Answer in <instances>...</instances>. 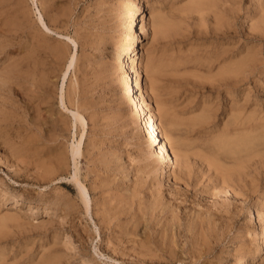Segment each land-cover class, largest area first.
Returning <instances> with one entry per match:
<instances>
[{
    "label": "rangeland",
    "instance_id": "obj_1",
    "mask_svg": "<svg viewBox=\"0 0 264 264\" xmlns=\"http://www.w3.org/2000/svg\"><path fill=\"white\" fill-rule=\"evenodd\" d=\"M189 1L142 0L144 10L136 12V27L130 30L131 13L137 0H0V82L4 80L10 89L3 93L7 96H1L9 101L6 110L13 118L0 123L4 128L0 126V264H237L264 243V237L260 236L264 216L257 217V210L264 206V198L262 205L254 204L264 191V151H260L264 143L254 147H260L257 152L261 154L251 153L252 159L249 155L248 160L243 158L244 151H226L218 148L215 142L218 138L231 139V136L245 133L264 134V10H260L263 6H256L257 0H249L248 6H244L246 0L241 6H225L224 26L217 27L210 12L199 21L195 11L186 9ZM153 12L172 19L167 22L171 25L164 34L155 32L150 18ZM39 13L50 30L42 25ZM140 13H144L145 20H140ZM141 21L145 23L146 34L138 30ZM131 33L138 35L139 44L144 45V61L152 56L151 59L161 64L158 66L161 74L155 79L158 81L153 84L149 101L152 111L156 106H164L172 114L169 138L172 149L182 153L186 165L184 172L171 163L169 174L161 175L150 150L145 153L137 145L140 138L136 133L141 136L144 133L140 131L139 119L134 116L126 88L121 85L123 68L116 63L117 54L125 51L132 40ZM66 34L75 39L76 50L75 64L63 78L74 50L70 39L64 37ZM51 44H61L63 56L52 54ZM44 48H48L47 52ZM214 48H227L231 58L237 61L235 64L246 62L244 59L240 62L241 57L249 55L256 56L257 60L254 58V62L244 63L239 69L232 64L234 70L237 69L232 83L236 81L228 87L220 79L209 77L217 63L214 62L216 67L208 73L195 62L199 52L215 51ZM28 51H34L31 57ZM35 58L39 59L36 65L32 64ZM229 58L220 64H228L232 60ZM29 63L32 68L27 66ZM40 69L46 70V75ZM23 70L27 72L24 75ZM30 75L35 81L33 84ZM40 78L43 80L39 81ZM147 78L143 74L136 93L139 90L147 92ZM12 80H16L14 84ZM60 83L64 96L69 93L66 104L72 99L68 106H79L86 122L84 128L77 123L73 137L72 127H66L65 123L70 124L69 115L59 105ZM161 119L164 130L167 125ZM246 123L259 124L260 128L247 131ZM52 130L56 131L51 133ZM81 132V149L85 152L91 148L89 155H78L75 159L77 177L85 184L90 199L87 208L71 177L74 165L69 153L70 142H76ZM57 149L62 151L56 152ZM57 155L60 157L57 162L61 164H54V169L51 168L54 172L49 169L48 177L42 178L37 163ZM237 158L242 160L240 166L235 162ZM222 169L228 174H223ZM89 177L100 180V185L104 179L107 184L97 188L99 183H90ZM12 196L18 198V204ZM252 264H264V256Z\"/></svg>",
    "mask_w": 264,
    "mask_h": 264
},
{
    "label": "bare ground",
    "instance_id": "obj_2",
    "mask_svg": "<svg viewBox=\"0 0 264 264\" xmlns=\"http://www.w3.org/2000/svg\"><path fill=\"white\" fill-rule=\"evenodd\" d=\"M241 3H243V0H190L189 2H188V4H187V6H185V8L186 9H190V10H192V11H195V13H197L198 14V16H197V18L199 19V21H203L204 19H205V16L207 15V13L208 12H210L211 14H212V18L214 19L213 21V23H215V24H217L216 26L218 27V26H222V24H223V26H224V18H223V15L226 13L225 11H226V7L225 6H230V5H236V6H241ZM43 4V3H42ZM245 5L244 6H248L249 5V0H246L245 1V3H244ZM256 6H263L262 8H260V10L262 11V10H264V0H257V2H256ZM183 7V6H182ZM50 8V7H49ZM51 8H53V7H51ZM184 8V7H183ZM184 8V9H185ZM18 9V8H17ZM183 9V10H184ZM143 10H144V3L142 2V0H137V2H135V4H134V6H133V9H132V13H131V18H130V22H129V29L130 30H132L133 28H135L136 26L134 25V21H135V14H136V12H143ZM181 10H182V8H181ZM189 10V11H190ZM14 13V12H13ZM16 13H17V11H16ZM46 13V12H45ZM191 13V12H190ZM262 13V12H261ZM53 14V13H52ZM150 14V13H149ZM183 14V13H182ZM205 14V15H204ZM209 14V13H208ZM13 15H15V14H13ZM23 15V14H22ZM137 15V14H136ZM167 15V14H166ZM46 16V15H45ZM50 16H51V14H50ZM49 16V17H50ZM151 17V19H152V21L151 22H153V25H154V30H155V32H157V33H163V31L164 30H167L168 28H169V24L171 25V23H167V22H169L170 20L172 21V19L170 18V20L169 19H167V17H166V19L164 18V16H161L160 14H154V12L150 15ZM227 16V15H226ZM225 15H224V17H226ZM15 17H16V15H15ZM20 17V16H19ZM38 17H39V20L41 21V23H42V25L47 29V30H50L49 29V27L43 22V20H42V17H41V14L39 13V15H38ZM48 17V16H47ZM53 17V16H52ZM55 18H58V17H55ZM139 18H140V20H145L146 19V16H144V13H140V15H139ZM59 19V18H58ZM151 19H149V20H151ZM14 20H15V18H14ZM60 20V19H59ZM166 20H168V21H166ZM16 21H17V19H16ZM22 21V20H21ZM21 21H19V22H21ZM26 21V20H25ZM50 21V20H49ZM170 21V22H171ZM12 22V21H11ZM173 22H175V21H173ZM15 23H17V22H15ZM21 23H23L24 24V22H21ZM11 24V23H10ZM19 24V23H18ZM174 24V23H173ZM17 25V24H16ZM20 25H22V24H20ZM202 25V23L200 22V26ZM248 26H250L249 24H248ZM168 27V28H167ZM173 27V26H172ZM202 27V26H201ZM217 27H215L216 29H217ZM226 27V26H225ZM224 27V28H225ZM252 27V26H251ZM27 29H29V28H27ZM55 29H56V27H55ZM172 29V28H171ZM253 29V28H252ZM258 29V28H257ZM256 29V30H257ZM138 30H139V32H141V33H143V34H146V28H145V23L144 22H142L141 21V24L139 25V27H138ZM220 30H222V29H220ZM28 34V33H27ZM85 34V33H84ZM139 34V33H138ZM164 34V33H163ZM87 35V34H86ZM131 35V41L128 43V47L126 48V50L125 51H123V52H120V53H118L117 54V56H116V63L117 64H119L122 68H123V72H124V75H123V77H122V82H121V85H122V87H125L126 88V92H127V95L129 96V98H130V104L131 105H133V108H134V116L137 118V119H139V124H140V131H142L143 133H144V135H142L141 136V134H139L138 132L136 133L137 134V136L140 138L139 139V141L137 142L138 144V147L140 146V148H141V150H143V152H145V153H147L149 150V152H150V155H152V156H154V159H153V161H154V164L155 165H158V169H159V173L161 174V175H164V176H166V175H168L169 174V169H170V164L171 163H174V164H176L177 166H179V168L178 169H180L181 168V172H184L183 171V169L186 167V165H185V162H184V160H183V156H182V153H181V151H178V149L176 150V151H174V149H172L173 147H172V142H171V139L169 138V135L171 134V131H172V128H170L169 126L172 124V120H171V115H170V112L168 113V111H167V109L164 107V106H156V110L155 111H152V109H151V105H150V101H149V94H150V92L151 91H153V86L155 85L154 83H156L157 81H155V79L157 78V76H158V74L160 73L159 72V70L161 71L162 69H158V66H160L161 64H159L158 65V63H156V59H151V58H153L152 56L151 57H147L146 58V61H144L145 59H143V55H144V50H143V46L144 45H142V44H139V41H138V35H136V36H134V34L133 33H131L130 34ZM166 35V34H165ZM215 35V34H214ZM33 37V36H32ZM64 37L65 38H67V39H70V41L72 42V44H73V48H74V50H73V53L69 56V60H68V62H67V65H66V68H65V70H64V72H63V78H64V75L66 74V71L71 67V66H73V64H75V62H74V59H75V50H76V41H75V39H73L72 37H70L69 35H64ZM88 37V36H87ZM90 37V36H89ZM10 38V37H9ZM29 38V37H28ZM42 38V37H41ZM92 38V37H91ZM98 38V37H97ZM97 38H96V40H97ZM100 38V37H99ZM87 39V38H86ZM91 40V39H90ZM8 41V40H7ZM27 41H29V40H27ZM45 41V40H44ZM57 41V40H56ZM84 41V40H83ZM89 41V40H88ZM93 41V40H92ZM100 41V40H99ZM98 41V42H99ZM14 42V41H13ZM16 42V41H15ZM25 42V41H24ZM42 42V41H41ZM87 42V41H86ZM26 43V42H25ZM34 43V46H35V42H33ZM32 43V44H33ZM89 43V42H88ZM101 43V42H100ZM5 44V43H4ZM16 44V43H15ZM39 44V43H38ZM89 44H91V43H89ZM43 45V44H42ZM41 45V46H42ZM37 46H40V45H37ZM36 46V47H37ZM47 46H49V45H47ZM67 46V45H66ZM215 46H217V45H215ZM1 47H2V45H1ZM22 47H23V45H22ZM208 47V46H207ZM212 47V46H211ZM220 47H221V45H220ZM228 47H230V46H228ZM29 48V47H28ZM43 48V47H42ZM50 48V51H52V54H55V55H58V57L59 56H63V53H64V48L61 46V44L60 45H58V44H51V47H49ZM222 48H224V46L222 47ZM221 48V49H222ZM231 48V47H230ZM31 49H34V48H31ZM45 49V51H46V49L48 50V48H44ZM221 49H218L217 50V48L215 49L214 48V50L215 51H208V49H207V52L206 51H203V52H199L196 56H195V59H196V63L197 64H199V65H202L204 68H205V70H207V72L208 73H210V71L214 68V67H216L215 66V64H214V62L215 63H217L218 64V66H217V68L215 69V70H212L214 73L213 74H211L209 77H211L212 79L211 80H216L217 79V81H218V79H220L221 81L220 82H223L224 83V85H226V86H228V87H230L231 86V83H232V79H235V73L236 72H234V71H236L237 69H239L238 67H240L241 65H243L244 63H252V62H254L253 61V59L256 57V56H254V58L251 56V55H249L250 57H241V60H240V62L243 60V62L244 61H246V62H244V63H240V65H239V63L238 64H235V63H237V61H235L234 59H232L231 58V56H230V53L228 54V49L226 50H221ZM26 50V49H25ZM30 50V49H29ZM41 50V49H40ZM199 50H200V48H199ZM16 51V50H15ZM35 52H36V50H34ZM33 51V52H34ZM42 51V50H41ZM195 51V50H194ZM247 51V50H246ZM29 53H30V51H28ZM32 52V53H33ZM43 52V51H42ZM47 52V51H46ZM196 52V51H195ZM24 53H26V52H24ZM32 53H30V57H31V55H32ZM225 53H227V54H225ZM238 53V52H237ZM21 54V53H20ZM35 54V53H34ZM33 54V55H34ZM48 54H50V52L48 53ZM88 54V53H87ZM146 54V53H145ZM192 54H193V52H192ZM254 54V53H253ZM22 55H23V53H22ZM65 55V54H64ZM194 55V54H193ZM25 56H26V54H25ZM24 56V57H25ZM46 56V55H45ZM87 56V55H86ZM88 57V56H87ZM189 57V56H188ZM191 57V56H190ZM227 57H230L232 60L231 61H229V63L228 64H226V62H225V64H220V63H222L221 61L222 60H225ZM10 58V57H9ZM28 56H27V60H28ZM48 58V57H47ZM53 58V57H52ZM60 58V57H59ZM193 58V57H192ZM192 58H189V59H192ZM229 58V59H230ZM17 59V58H16ZM20 59V58H19ZM54 59H55V57H54ZM53 59V60H54ZM161 59H162V57H161ZM229 59H227V60H229ZM256 59V58H255ZM22 60V59H21ZM37 58H35V60H33L32 61V64H34V63H37V61L39 60H37ZM43 60V59H42ZM63 60V59H62ZM159 60V59H158ZM172 60V59H171ZM226 60V61H227ZM238 60V59H237ZM238 60V61H239ZM257 60V59H256ZM255 60V61H256ZM19 61V60H18ZM28 61H30V60H28ZM28 61L26 62V63H28ZM41 61V60H40ZM252 61V62H251ZM17 62V61H16ZM39 62V61H38ZM42 62V61H41ZM51 62V61H50ZM49 62V63H50ZM20 63H22V62H20ZM24 64H25V62H23ZM44 63H45V61H44ZM46 63H48V62H46ZM53 63V62H52ZM16 64V63H15ZM66 64V63H65ZM232 64H233V67H237V69L236 70H234L235 68H233L232 67ZM254 64V63H253ZM10 65H11V63H10ZM20 65V64H19ZM22 65V64H21ZM30 66L31 67V64L29 63V64H27V66ZM34 65H36V64H34ZM33 65V66H34ZM41 65V64H40ZM62 65V64H61ZM234 65H236V66H234ZM238 65V66H237ZM18 66V65H17ZM24 66V65H23ZM45 66V65H44ZM192 66V65H191ZM195 66V65H194ZM8 67V66H7ZM21 67V66H20ZM39 67V66H38ZM60 67V66H59ZM28 69H29V67H27ZM32 68V67H31ZM35 68V67H34ZM56 68H57V65H56ZM111 68H113V67H111ZM174 68V67H173ZM14 69V68H13ZM23 69V68H22ZM38 69V68H37ZM36 69V71H38ZM49 69V68H48ZM51 69V68H50ZM196 69H197V67H196ZM18 70H19V68H18ZM41 70V69H40ZM27 71V70H26ZM31 71V70H30ZM30 71H28V72H30ZM34 70L32 69V72H33ZM35 71V72H36ZM41 71H43V70H41ZM40 71V72H41ZM193 71H194V69H193ZM196 71V70H195ZM211 71V72H212ZM12 72H14V71H12ZM16 72H18V71H16ZM21 72H23L22 74L24 75V74H26V73H24V70L23 71H21ZM21 72H20V74H21ZM44 72V71H43ZM45 72H46V70H45ZM45 72L43 73V74H45ZM50 72H51V70H50ZM239 72V71H238ZM196 73V72H195ZM194 73V74H195ZM234 73V74H233ZM241 73V72H240ZM32 74V73H31ZM37 74V73H36ZM41 75H42V73H40ZM97 74V73H96ZM143 74L144 75H146L148 78L147 79H149L148 80V82H149V85L146 87V93L144 94V93H142L141 92V90H139L137 93H136V90H138L139 89V87H140V85H139V83L141 82V80H142V76H143ZM161 74V73H160ZM11 75V74H10ZM46 75V74H45ZM44 75V76H45ZM197 75V74H196ZM236 75H238V74H236ZM19 76V75H18ZM32 78H30V79H32V80H30V82H32V84L33 83H35V81H34V79H33V76L32 75H30ZM29 76V77H30ZM38 76V75H37ZM44 76H43V78H44ZM48 76V75H47ZM57 76V75H56ZM160 76V75H159ZM233 76V77H232ZM15 77V76H14ZM26 77V76H25ZM36 77V76H35ZM41 77V76H40ZM54 77V76H53ZM61 77H62V75H61ZM82 77V76H81ZM205 77V76H204ZM208 77V76H207ZM1 78H3V79H6V77L4 78L3 76L1 77ZM8 78V77H7ZM55 78V77H54ZM63 78H62V82H63ZM146 78V77H145ZM232 78V79H231ZM9 79V78H8ZM8 79L6 80L7 82H8ZM88 79V78H87ZM146 79V80H147ZM204 79V78H203ZM202 79V80H203ZM226 79H227V81H226ZM11 80V79H10ZM14 80V79H13ZM12 80V81H13ZM17 80H18V78H17ZM40 80H43V79H39V81ZM79 80V79H78ZM16 81V80H15ZM15 81H13L12 83L14 84L15 83ZM199 81V80H198ZM205 81V80H204ZM203 81V82H204ZM235 81L236 80H234V84H235ZM239 81V80H238ZM3 82L5 83V81L3 80ZM3 82H0L1 83V85H0V91H2V92H0V123L1 122H4V123H6L7 121H9V117H11L12 116V114H11V116H10V113H8V111L6 110V103H7V105H8V102H7V99L4 97V96H7V95H5V94H3L5 91H7V92H9V86H7L6 87V83L4 84ZM11 82V81H10ZM29 82V83H30ZM43 82V81H42ZM48 82V81H47ZM78 82V81H77ZM81 82V81H80ZM207 82V81H206ZM209 82V81H208ZM215 82V81H214ZM39 83V82H38ZM79 83V82H78ZM211 83V82H210ZM4 84V85H3ZM45 84V83H44ZM61 85V87L59 88L60 89V93H59V105H62V107H63V109L65 108V110L67 111V113H68V115H69V121H70V124H68L67 122H65L66 124H62V125H66V127L69 125V127H72V129L70 128V130H72V137H73V135L75 134V128H76V125H77V123H79V124H81L82 125V127L81 128H84V125L86 124V122H85V118H84V116L81 114V112H80V110H79V106H76V107H72V106H68L70 103H71V100H70V103L67 105L66 104V102H65V98L67 97V96H69L68 94H67V96L65 97L64 96V94H63V88H62V83H60ZM154 84V85H153ZM233 83H232V85H234ZM9 85H11V83H9ZM42 85H43V83H42ZM46 85H47V83H46ZM51 85H53V84H51ZM70 85V84H69ZM45 86V85H44ZM48 86V85H47ZM50 86V85H49ZM74 86V85H73ZM15 87H16V85H15ZM25 87H27V86H25ZM10 88H12V87H10ZM35 88V87H34ZM44 88H46V87H44ZM49 88V87H48ZM68 88V87H67ZM72 88V87H71ZM47 89V88H46ZM50 89V88H49ZM82 89V88H81ZM18 90V89H17ZM24 90V89H23ZM32 90V89H31ZM69 90V89H68ZM67 90V91H68ZM19 91H20V89H19ZM50 91V90H49ZM145 92V91H144ZM21 93V92H20ZM26 93V92H25ZM27 93H28V91H27ZM26 93V94H27ZM50 93V92H49ZM65 93V92H64ZM152 93V92H151ZM30 94V93H29ZM1 95H4V96H1ZM22 95V94H21ZM39 95V94H38ZM74 95V94H73ZM24 96V95H23ZM22 96V97H23ZM28 96V95H27ZM26 96V97H27ZM71 96V95H70ZM50 97V96H49ZM70 98V97H69ZM68 98V99H69ZM24 99H25V97H24ZM27 99V98H26ZM47 99V98H46ZM45 99V100H46ZM67 99V100H68ZM81 99V98H80ZM79 99V100H80ZM84 99V98H83ZM49 100V99H48ZM155 100V99H154ZM27 101H29V100H27ZM78 101V100H77ZM83 101H85V100H83ZM17 102V101H16ZM69 102V101H68ZM76 102V101H75ZM80 102V101H79ZM82 102V101H81ZM156 102V101H155ZM33 103V102H32ZM45 103H47L46 101H45ZM49 103V102H48ZM77 103V102H76ZM39 104H40V101H39ZM77 104H79V103H77ZM85 104V103H84ZM42 105V104H41ZM76 105V104H75ZM156 105H158V104H156ZM206 105V104H205ZM30 106V105H29ZM12 107V106H11ZM41 107V106H40ZM49 107H50V105H49ZM48 107V108H49ZM202 107V106H201ZM205 107V106H204ZM34 108H35V106H34ZM242 108V107H241ZM28 109V108H27ZM206 109H207V106H206ZM212 109V108H211ZM240 109V108H239ZM17 110V109H16ZM45 110V109H44ZM51 110H52V108H51ZM229 110V109H228ZM243 110V109H242ZM12 111V110H11ZM38 111V110H37ZM42 111V110H41ZM157 111V112H156ZM10 112V111H9ZM39 112V111H38ZM37 112V113H38ZM49 112V111H48ZM215 112V111H214ZM242 112V111H241ZM12 113V112H11ZM31 113H32V111H31ZM35 113V112H34ZM41 113V112H40ZM39 114V113H38ZM38 114H37V119H38ZM45 114V113H44ZM211 114V113H210ZM14 115V114H13ZM40 115V114H39ZM174 115V114H173ZM190 115V114H189ZM258 115V114H257ZM17 116H19V115H17ZM35 116V115H34ZM51 116V115H50ZM50 116H49V118H50ZM58 116V115H57ZM15 117V116H14ZM44 117H45V115H44ZM55 117V116H54ZM54 117H52V118H54ZM161 117H163V119H161ZM188 117V116H187ZM12 118V117H11ZM29 118V117H28ZM33 118H35V117H33ZM36 118H35V120H36ZM51 118V119H52ZM57 118V117H56ZM260 119H261V117H259ZM13 119V118H12ZM20 119V118H19ZM40 119V118H39ZM43 119V118H42ZM51 119H49L50 121H51ZM58 119V118H57ZM63 119V118H62ZM160 119L161 120H164V122H165V124L167 125V128L166 129H162L163 127H161V124H160ZM186 119V118H185ZM34 120V121H35ZM41 120V119H40ZM46 120H48V119H46ZM49 120H48V122H49ZM53 120V119H52ZM184 120V119H183ZM192 120V119H191ZM246 120V119H245ZM254 120H255V118H254ZM13 120H11L10 122H12ZM15 121V120H14ZM18 121V120H17ZM16 121V122H17ZM32 121H33V119H32ZM54 121V120H53ZM62 121V120H61ZM61 121H59V122H61ZM64 121H65V119H64ZM200 121V120H199ZM24 122V121H23ZM47 122V123H48ZM58 122V123H59ZM187 122V121H186ZM234 122V121H233ZM248 122H249V120H248ZM256 122V121H255ZM261 122H263V120L261 121ZM9 123V122H8ZM41 123H42V121H41ZM46 123V124H47ZM62 123H63V121H62ZM197 123V122H196ZM205 123H206V121H205ZM2 124V123H1ZM50 124H52V122L51 123H49V125ZM59 124H61V123H59ZM203 124V123H202ZM238 124V123H237ZM243 124V123H242ZM247 124V123H246ZM252 124H253V122H252ZM5 125H7V124H5ZM9 125V124H8ZM15 125V124H14ZM34 125H36V124H34ZM41 125V124H40ZM239 125H240V123H239ZM245 124H243V126H244ZM264 125V124H263ZM1 127H2V125H0ZM4 126V125H3ZM9 126H11V125H9ZM37 126V125H36ZM42 126V125H41ZM54 126H55V122H54ZM186 126H187V124H186ZM192 126V125H191ZM7 127V126H6ZM57 127V126H56ZM3 128V127H2ZM16 128H18V127H16ZM37 128V127H36ZM39 128V127H38ZM46 128V127H45ZM50 128H52V127H50ZM59 128V127H58ZM58 128L56 129L57 131H58ZM60 128H61V126H60ZM63 128H65V126L63 127ZM63 128H61V129H63ZM239 128V127H238ZM244 128V127H243ZM246 128H247V131H249V130H251L252 128H254V129H256V128H260L259 127V124L258 125H254V126H251V123H249V124H247L246 126H245V130H246ZM4 129V128H3ZM6 129V128H5ZM19 129V128H18ZM49 129V128H48ZM241 129V128H240ZM14 130V129H13ZM21 130V129H20ZM31 130V129H30ZM39 130V129H38ZM47 130V129H46ZM56 130H52V132L51 133H53L54 131H56ZM244 130V131H245ZM261 130H262V128H261ZM9 131V130H8ZM18 131V130H17ZM33 131V130H32ZM44 131V130H43ZM232 131V130H231ZM239 131H241V130H239ZM25 132H26V130H25ZM31 132V131H30ZM47 132V131H46ZM49 132V133H50ZM60 132H62L61 130H60ZM64 132H65V129H64ZM222 132V131H221ZM221 132H219V134L221 133ZM36 133V132H35ZM48 133V134H49ZM59 133V132H58ZM57 133V135H59ZM213 133V132H212ZM229 133V132H228ZM231 133V132H230ZM229 133V134H230ZM241 133H243V132H241ZM261 133L262 132H260L259 134H257V135H255V136H251L250 134H247V133H245V134H241V135H236V136H231V139H226L225 137H222V138H218V139H216L215 140V142L217 143L216 145H217V147L218 148H222L223 150H228V151H231V152H238V151H244L245 152V157L243 156V158L244 159H246V158H248L249 157V155H250V157L249 158H251V156H252V154L251 153H253L254 154V152H256L255 154H258L259 152H257L258 150H259V148L260 147H257V148H254L255 146H257V145H259V144H263L264 143V134L261 136ZM5 134V133H4ZM12 134H13V132H12ZM28 134H29V132H28ZM34 134V133H33ZM32 133H31V135H33ZM43 134V133H42ZM54 134H56V133H54ZM68 134V133H67ZM236 134H238V132L236 133ZM30 135V134H29ZM35 135V134H34ZM45 135V134H44ZM52 135V134H51ZM56 135V136H57ZM235 135V134H234ZM46 136H48V135H46ZM10 137V136H9ZM27 137L29 138V136L27 135ZM45 137V136H44ZM54 137V136H53ZM82 137H83V133L81 132L80 133V136H79V138H78V140H76V142H74V141H72V142H70V151H69V153L71 154V156H72V160H73V165H74V171H73V174L71 175V177L75 180L74 182H75V184H76V188H77V191H78V196L80 197V199L84 202V204H85V208H87L88 207V201H90V199H88V197H87V189H86V187H85V184L82 182V181H80L79 179H78V169H77V166H76V164H77V161H75V159H76V156H78V155H82V156H87V155H89V150L91 149H87L88 151H85V152H83V150L81 149V139H82ZM131 138V137H130ZM31 139V138H30ZM53 139V138H52ZM59 139V138H58ZM36 140V139H35ZM38 140V139H37ZM45 140V139H44ZM49 140V139H48ZM32 141V140H31ZM30 141V142H31ZM92 141V140H91ZM28 142V141H27ZM47 143V142H46ZM54 143V142H53ZM58 143V142H57ZM84 143V142H83ZM92 143V142H91ZM90 143V144H91ZM144 143H147L148 144V146L146 145V147L144 146ZM29 144V143H28ZM33 144V143H32ZM52 144V143H51ZM87 144H89V143H87ZM53 145V144H52ZM56 145V144H55ZM33 146V145H32ZM37 146V145H36ZM39 146H40V144H39ZM39 146H38V148H39ZM43 146V145H42ZM45 146V145H44ZM48 147V146H47ZM53 147V146H52ZM86 147V146H85ZM262 147V146H261ZM27 148V147H26ZM25 148V149H26ZM41 148V147H40ZM49 148V147H48ZM54 148V147H53ZM53 148H50V150L51 149H53ZM57 148V147H56ZM59 148V147H58ZM61 148V147H60ZM68 148V147H67ZM148 148V149H147ZM16 149V148H15ZM44 149V148H43ZM47 149V148H46ZM55 149V148H54ZM181 149V148H180ZM179 149V150H180ZM41 150V149H40ZM64 150V149H63ZM238 150V151H237ZM262 150V152L264 151V148H260V151ZM17 151V150H16ZM25 151V150H24ZM46 151H48V149L46 150ZM54 151V150H53ZM62 151V150H61ZM60 151V152H61ZM186 151V150H185ZM48 152H50V151H48ZM55 152V151H54ZM56 152H59L58 151V149H57V151ZM59 152V153H60ZM66 152V151H65ZM64 152V153H65ZM185 153V152H184ZM50 154H51V152H50ZM53 154H55V153H53ZM254 154V155H255ZM259 154H261V152L259 153ZM30 155V154H29ZM32 155V154H31ZM49 155V154H48ZM59 155V154H58ZM57 155V156H58ZM61 155V154H60ZM254 155H253V157H254ZM45 156H47V155H45ZM44 156V157H45ZM52 156H54V155H52ZM205 156V155H204ZM208 156V155H207ZM49 157H50V155H49ZM46 158H48V157H45V160H44V158H43V160H42V162L40 161V162H38L37 164H38V168L40 169L39 171H41V172H39L40 174H42V178H46V177H48L47 175H49L50 174V170H51V168H52V166H54V164L56 165V163L58 164L59 162H57V161H60L59 159H60V157L58 156V157H54L53 159H52V157L50 158V160H49V158L46 160ZM201 158H203V156L201 157ZM209 158V157H208ZM241 158V157H240ZM239 158V160H238V158H237V161H235V162H237L236 164L237 165H239V163H242L241 161V159ZM249 158H248V160H249ZM42 159V158H41ZM52 159V160H51ZM63 159V158H62ZM61 159V160H62ZM212 159V158H211ZM252 159V158H251ZM208 160V159H207ZM65 161V160H64ZM89 161V160H88ZM239 161V162H238ZM0 162L2 163V161L0 160ZM76 162V163H75ZM204 162V161H203ZM206 162V161H205ZM216 162H218V161H216ZM215 162V163H216ZM234 162V163H235ZM246 162H248V161H246ZM0 163V164H1ZM4 163V162H3ZM63 163V162H62ZM210 163V162H209ZM59 164H61V163H59ZM212 164V162L210 163V165ZM217 164V163H216ZM244 164V163H243ZM3 165V164H2ZM63 165V164H62ZM206 165V164H205ZM208 165V164H207ZM206 165V166H207ZM212 165H214V164H212ZM241 165V164H240ZM239 165V166H240ZM214 166H216L217 167V165H214ZM229 166V165H228ZM231 166H233V165H231ZM36 167V168H37ZM50 167V168H49ZM58 167V166H57ZM208 167H209V165H208ZM211 167H213V166H211ZM56 168V167H55ZM86 170L88 171V172H91V168L89 169L87 166H86ZM234 168V167H233ZM237 169H238V167H236ZM242 168V167H241ZM34 169V168H33ZM50 169V170H49ZM52 169H54V168H52ZM38 170V169H37ZM211 170H213V169H211ZM214 170H216V169H214ZM214 170H213V172H214ZM30 171V170H29ZM35 171V170H34ZM52 172H54L53 170H51ZM58 171H60V169L58 170ZM64 171V170H63ZM95 171V170H94ZM38 172V171H37ZM51 172V173H52ZM217 172V171H216ZM97 173V172H96ZM99 173V172H98ZM222 173L223 174H225V175H227L228 174V171L226 170V169H222ZM180 174V173H179ZM215 174H217V173H215ZM96 175V174H95ZM94 175V176H95ZM182 175V174H181ZM218 175H220V177H221V175L222 174H220V172H219V174ZM225 175H223L222 177H224ZM52 176V175H51ZM93 176V179H96L95 177ZM103 176V175H102ZM35 177V176H34ZM87 177V176H86ZM105 177V176H104ZM209 177V176H208ZM218 177V176H217ZM229 177V176H228ZM90 178H92V177H89V179ZM97 178H98V176H97ZM100 178V177H99ZM213 178V177H212ZM93 179H90V183H92V184H94V183H96V182H98V181H95V180H93ZM101 179V178H100ZM103 179V178H102ZM224 179H226V178H224ZM228 179V178H227ZM226 179V180H227ZM39 180H40V176H39ZM45 180V179H44ZM221 180V179H220ZM219 180V181H220ZM225 180V181H226ZM49 181V180H48ZM103 181H104V183L103 184H101L100 185V183H101V181L99 180V186H97V188L98 187H102V185H106L107 183H106V181L103 179ZM102 181V182H103ZM108 181V180H107ZM222 181V180H221ZM223 182V181H222ZM216 183V182H215ZM240 183V182H239ZM218 184V183H217ZM91 185V184H90ZM95 185H98V184H95ZM95 185H93L94 186V188H95ZM104 185V186H105ZM223 185H224V182H223ZM44 186V185H43ZM103 186V187H104ZM129 187V186H128ZM133 187V186H132ZM218 187V186H217ZM216 187V188H217ZM89 188H90V186H89ZM93 187L91 186V189H92ZM225 188V187H224ZM103 189V188H102ZM120 189H121V187H120ZM93 190V189H92ZM105 190V189H104ZM131 190V189H130ZM106 191V190H105ZM121 191V190H120ZM125 191H128L127 189H125ZM225 192L224 193H226V191H227V189H225L224 190ZM107 192V191H106ZM117 192V191H116ZM120 193V192H119ZM127 193V192H126ZM125 193V194H126ZM104 194V193H103ZM128 194V193H127ZM97 195V194H96ZM117 195V194H116ZM125 196V195H124ZM128 196V195H127ZM156 196V195H155ZM118 197V196H117ZM12 199L14 198V196H12L11 197ZM123 198V197H122ZM154 198V197H153ZM155 198H157V197H155ZM264 198V191L261 193V194H259L257 197H256V200L254 201V204H257V203H261V200ZM18 199V198H17ZM17 199L16 198H14V201H16V204H18V202H17ZM95 199V198H94ZM101 199V198H100ZM100 199H99V202H100ZM152 199V198H151ZM101 200H103V199H101ZM127 200V199H126ZM159 200H160V198H159ZM104 201V200H103ZM151 201V200H150ZM105 202V201H104ZM150 203V202H149ZM55 204V203H54ZM100 204V203H99ZM263 205H264V202L262 203ZM262 204H260V205H262ZM104 205H105V203H104ZM150 205H151V203H150ZM149 205V206H150ZM161 205V204H160ZM162 205H165V204H163L162 203ZM259 205V206H260ZM95 206V205H94ZM97 206V205H96ZM99 206H101L102 207V205L100 204ZM148 206V207H149ZM168 206V205H167ZM162 207V206H161ZM258 207V206H257ZM141 208V207H140ZM263 208H264V206H262V210H257V211H259V212H257V217H259V218H262L263 216H264V211H263ZM101 209V208H100ZM107 209V208H106ZM139 208H137L136 210H138ZM143 209V208H142ZM150 209H152L151 207H150ZM249 210H250V208H248ZM149 210V209H148ZM158 210V209H157ZM156 210V211H157ZM169 210V209H168ZM167 210V211H168ZM102 211V210H101ZM139 212L141 211L140 209L138 210ZM164 211V210H163ZM172 211V210H171ZM105 212V211H104ZM136 212V211H135ZM134 212V214H136ZM96 213H98V212H96ZM102 213V212H101ZM143 213V212H142ZM150 213V212H149ZM152 213V212H151ZM161 213V212H160ZM171 213V212H170ZM195 213H197V212H195ZM103 214V213H102ZM102 214H100V216H104V215H102ZM165 214V213H164ZM167 214V213H166ZM165 214V215H166ZM140 215V214H139ZM150 216H151V214H150ZM159 216V215H158ZM207 216V215H206ZM132 217V216H131ZM163 217V216H162ZM171 217V216H170ZM174 217V216H173ZM172 217V218H173ZM194 217H195V215H194ZM198 218H199V216H197ZM210 217V216H209ZM106 218H108V217H106ZM130 218V217H129ZM139 218V217H138ZM154 218H155V216H154ZM201 218V217H200ZM200 218H199V220H200ZM101 219V218H100ZM140 219V218H139ZM157 219V218H156ZM193 219V218H192ZM208 219V218H207ZM135 220V219H134ZM148 220H149V218H148ZM159 220V219H158ZM178 220V219H177ZM100 222H102L103 220H99ZM108 223H109V221L108 220H106ZM164 221V220H163ZM168 221H169V219H168ZM173 221V220H172ZM208 221V220H207ZM206 221V222H207ZM159 222V221H158ZM165 222V221H164ZM198 222V221H197ZM115 223V222H114ZM119 223V222H118ZM136 223V222H135ZM134 223V224H135ZM139 223V222H138ZM103 224H106L105 222L103 223ZM134 224H132V226L134 225ZM166 224V223H165ZM171 224V223H170ZM177 224V223H176ZM194 224H195V222H194ZM201 224V223H200ZM199 224V225H200ZM207 224V223H206ZM120 225V224H119ZM108 226V225H107ZM118 226V225H117ZM121 226V225H120ZM119 226V227H120ZM137 227V226H136ZM154 227V226H153ZM176 227V226H175ZM178 227V226H177ZM104 228V227H103ZM133 228V227H132ZM197 228V227H196ZM207 228V227H206ZM213 228V227H212ZM171 229V228H170ZM173 229V228H172ZM203 229V228H202ZM201 229V230H202ZM134 230V229H133ZM161 230V229H160ZM208 230V229H207ZM131 231V230H130ZM204 231V230H203ZM164 232V231H163ZM209 232V231H208ZM135 233V232H134ZM161 234V233H160ZM147 235V234H146ZM163 235V234H162ZM169 235V234H168ZM196 235V234H195ZM200 235V234H199ZM260 236H261V239L264 237V222L262 223V226L260 227ZM158 237V236H157ZM167 237V236H166ZM170 237V236H169ZM202 237V236H201ZM145 238V237H144ZM159 238H160V236H159ZM179 238V237H178ZM139 239V238H138ZM156 239V238H155ZM197 239V238H196ZM170 240V239H169ZM174 239L172 238V241H173ZM205 240H206V238H205ZM205 240L203 241V239L201 240V241H203V242H205ZM101 241V240H100ZM156 241V240H155ZM163 241V240H162ZM139 242V241H138ZM202 242V243H203ZM147 243H148V241H147ZM158 243V242H157ZM172 243V242H171ZM199 243H201V242H199ZM207 243V242H206ZM205 243V245L204 246H206L207 244ZM155 244V243H154ZM173 244V243H172ZM195 244V243H194ZM144 245V244H143ZM159 245V244H158ZM171 245V244H170ZM173 245H175V244H173ZM146 246V245H145ZM148 246V245H147ZM169 246V245H168ZM157 247V246H156ZM178 247L180 248V246L178 245ZM196 247V246H195ZM139 248V247H138ZM161 248V247H160ZM166 248V247H165ZM169 248V247H168ZM173 248H175V247H173ZM202 249V248H201ZM173 250V249H172ZM199 252H200V250H198ZM148 252H151V251H148ZM157 252V251H156ZM205 252V251H204ZM174 253V252H173ZM193 253H194V251H193ZM198 253V252H197ZM196 253V254H197ZM169 254H172V253H169ZM142 255V254H141ZM177 255V254H176ZM148 256H149V254H148ZM172 256V255H171ZM182 257H183V255H181ZM192 256V255H191ZM261 256H264V243H262L261 244V246L256 250V252L255 253H251V255H249L248 257H245V258H242L237 264H252V262L253 261H255V260H257L258 258H261ZM197 257V256H196ZM181 258V257H180ZM152 260V259H151ZM155 260V259H154ZM180 260V259H179ZM117 261V260H116ZM115 261V262H116ZM192 261V260H191ZM85 264H87V263H85Z\"/></svg>",
    "mask_w": 264,
    "mask_h": 264
}]
</instances>
